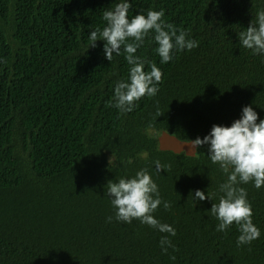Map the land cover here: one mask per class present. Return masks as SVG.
I'll return each mask as SVG.
<instances>
[{
  "label": "trees",
  "instance_id": "trees-1",
  "mask_svg": "<svg viewBox=\"0 0 264 264\" xmlns=\"http://www.w3.org/2000/svg\"><path fill=\"white\" fill-rule=\"evenodd\" d=\"M118 2L0 0V59L7 61L0 62V264H264V186L238 185L261 235L237 247L238 226L217 231L210 211L227 175L209 159V146L189 156L160 149L157 138L169 131L203 139L249 105L257 123L264 120V55L238 39L264 0H128L129 19L163 10V20L198 47L162 64L150 32L135 55L155 62L163 83L127 113L112 106L116 83L130 82L126 53L110 62L105 41L91 47L89 39ZM157 160L171 168L158 173ZM141 169L171 205L161 203L153 216L175 236L115 219L108 182ZM196 190L211 200H195ZM163 236L174 246L167 252Z\"/></svg>",
  "mask_w": 264,
  "mask_h": 264
},
{
  "label": "clouds",
  "instance_id": "clouds-1",
  "mask_svg": "<svg viewBox=\"0 0 264 264\" xmlns=\"http://www.w3.org/2000/svg\"><path fill=\"white\" fill-rule=\"evenodd\" d=\"M132 4L128 0H120L111 10L102 13L106 22L103 29L97 27L91 31L90 46L95 47L96 41L103 40L105 58L110 62L115 55L126 53L125 59L131 66L129 81H118L114 90L115 104L121 113L133 111L136 102L147 96L154 97L159 92L157 85L163 83V73L155 62H150L136 56L137 49L144 43L150 32H154V40L158 47L155 51L160 56V62L166 64L173 59L174 52L193 50L198 47V41L187 39L188 33L179 30L171 23L163 20L164 11L149 10L147 15L137 14L129 19V10ZM240 45L252 51L253 54L264 55V10L258 11L249 27L239 33ZM131 41V42H129ZM0 62L7 63L0 59ZM145 64L150 65V71L144 70ZM158 116L161 114L158 112ZM252 106L242 109L240 119L235 120L231 126L213 125L208 135L203 139L197 137L190 144L195 148L208 145V157L213 164H218L227 181L220 185L223 193L218 203H213L211 213L219 221L217 231H226L231 225L238 226L240 232L237 238V247L250 245L259 239L261 233L253 223L252 206L247 200V191L239 184L254 182V187L260 189L264 186V120H259ZM146 158L147 154H141ZM114 157L109 164L114 166ZM128 163H132L129 158ZM156 171L159 173L171 168V165H162L155 161ZM107 195L111 198L113 208L116 210L117 221L132 223L139 220L141 223L157 229L161 233L176 235V230L157 220L153 213L161 203L165 210H170L168 201H162L157 184L153 181L147 169L136 172L134 177L120 178L118 182L109 181ZM194 199L211 200V196L201 190H196ZM113 217L107 218L111 222ZM163 251L167 252L165 245L174 247L168 236L160 240ZM174 259V257H173Z\"/></svg>",
  "mask_w": 264,
  "mask_h": 264
},
{
  "label": "water",
  "instance_id": "water-1",
  "mask_svg": "<svg viewBox=\"0 0 264 264\" xmlns=\"http://www.w3.org/2000/svg\"><path fill=\"white\" fill-rule=\"evenodd\" d=\"M159 147L162 150H171L176 153H184L189 156L196 155L199 148H195L190 141L195 139L184 140L169 131H161L157 135Z\"/></svg>",
  "mask_w": 264,
  "mask_h": 264
},
{
  "label": "rangeland",
  "instance_id": "rangeland-1",
  "mask_svg": "<svg viewBox=\"0 0 264 264\" xmlns=\"http://www.w3.org/2000/svg\"><path fill=\"white\" fill-rule=\"evenodd\" d=\"M154 133V131L153 130H149V134H153Z\"/></svg>",
  "mask_w": 264,
  "mask_h": 264
}]
</instances>
